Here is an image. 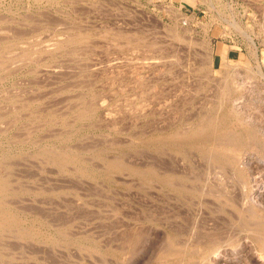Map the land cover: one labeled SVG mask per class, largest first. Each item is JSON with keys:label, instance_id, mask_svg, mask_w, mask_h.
<instances>
[{"label": "rangeland", "instance_id": "obj_1", "mask_svg": "<svg viewBox=\"0 0 264 264\" xmlns=\"http://www.w3.org/2000/svg\"><path fill=\"white\" fill-rule=\"evenodd\" d=\"M0 211V264H264V0H0Z\"/></svg>", "mask_w": 264, "mask_h": 264}, {"label": "bare ground", "instance_id": "obj_2", "mask_svg": "<svg viewBox=\"0 0 264 264\" xmlns=\"http://www.w3.org/2000/svg\"><path fill=\"white\" fill-rule=\"evenodd\" d=\"M9 7H10V5H9ZM4 17H5V16H4ZM2 20H3V19H2ZM237 30H238V29H237ZM74 41H75V40H74ZM56 42H57V41H56ZM56 42H55V44H56ZM24 44H25V43H24ZM11 45H12V44H11ZM70 51H71V50H70ZM2 55H3V54H2ZM6 58H7V57H6ZM26 60H27V59H26ZM15 62H16V61H15ZM12 63H13V62H12ZM17 64H18V62H17ZM2 65H3V64H2ZM2 72H3V71H2ZM259 72H260V71H259ZM83 86H84V85H83ZM81 91H82V90H81ZM85 94H86V93H85ZM93 97H94V96H93ZM97 97H98V96H97ZM7 98H8V97H7ZM95 98H96V97H95ZM223 98H224V97H223ZM15 99H16V98H15ZM87 99H88V98H87ZM92 101H93V99H92ZM73 102H74V101H73ZM75 103H76V102H75ZM72 108H73V107H72ZM87 108H88V107H86V109H87ZM89 108H90V107H89ZM90 109H91V108H90ZM88 110H89V109H88ZM88 110H87V112H88ZM87 112L85 111V114H86ZM81 114H82V116H84L83 113H81ZM226 114H227V113H226ZM61 116H62V115H61ZM223 117H224V116H223ZM224 118H225V117H224ZM55 120H56V119H55ZM220 120H221V119H220ZM216 121H217V120H216ZM218 121H219V119H218ZM222 121H223V120H221V122H222ZM66 122H67V121H66ZM85 124H86V123H85ZM213 124H215V125L217 126V124L215 123V120H214ZM218 124H219V123H218ZM56 125H57V124H56ZM215 125H213L214 128L212 127V129H215V128H216ZM50 126H51V125H50ZM197 127H199V126H197ZM210 127H211V126H210ZM218 127L220 128V126H217V128H218ZM204 128H205V127H204ZM204 128H203V129L201 128V129L204 131ZM75 129H76V128H75ZM208 129H209V128H208ZM208 129H206V131H207ZM212 129H211V130H212ZM194 130H195V128H194ZM202 130H198V131H201V132H202ZM216 130H217V129H215V131H216ZM75 131H76V130H75ZM198 131H197V133H198ZM209 131H210V130H209ZM215 131H213V132H215ZM192 132H193V131H192ZM246 132H247V131H246ZM193 133H194V132H193ZM208 133H209V132H208ZM247 133H248V132H247ZM174 134H176V133H174ZM181 134H182V133H181ZM185 134H186V133H185ZM211 134H212V133H211ZM251 134H253V133H251ZM176 135H179V134L177 133ZM194 135H196V134L194 133ZM226 135H227V134H226ZM71 136H72V135H71ZM171 136H172V135H171ZM171 136H170V137H171ZM181 136H182V135H181ZM181 136H180V137H181ZM184 136H185V135H184ZM190 136H191V135H190ZM199 136H201V135H199ZM202 136H203V135H202ZM231 136H232V135H231ZM234 136H235V135H234ZM234 136H232V137L234 138ZM176 137H177V136H176ZM180 137H179V138H180ZM188 137H189V136H188ZM192 137H193V136H192ZM194 137H195V136H194ZM206 137H207V136H206ZM213 137H214V136H213ZM164 138H165V137H164ZM164 138H163V139H164ZM173 138H174V137H173ZM182 138H183V137H182ZM211 138H212V137H211ZM224 138H225V137H224ZM227 138H229V137H227ZM233 138H232V139H233ZM24 139H25V138H24ZM170 139H172V138H170ZM189 139H190V138H189ZM196 139H198V138H196ZM200 139H201V138H200ZM215 139H216V138H215ZM215 139H214V140H215ZM242 139H243V138H242ZM16 140H17V139H16ZM16 140H15V141H16ZM176 140H177V139H176ZM183 140H184V139H183ZM212 140H213V139H212ZM218 140H219V139H218ZM236 140H237V141L239 140L238 137H237ZM24 141H25V140H24ZM28 141H29V140H28ZM181 141H182V140H180V142H181ZM186 141H187V140H186ZM203 141H204V140H203ZM209 141H210V140H209ZM209 141H208V142H209ZM220 141H221V140H219V142H220ZM224 141H226V143H228L227 140H226V138H225ZM224 141H221V143H223ZM235 142H236V141H235ZM235 142L232 143V144H235ZM239 142H240V141H239ZM187 143H188V142H187ZM216 143H217V142H216ZM237 143H238V142H237ZM240 143H241V142H240ZM240 143H238V144H240ZM217 144H218V143H217ZM229 144H230V143H229ZM229 144H228V145H229ZM238 144H237V146H240L242 143H241L240 145H238ZM224 145H226V144H224ZM235 145H236V144H235ZM212 147H213V146H212ZM68 153H69V152H68ZM213 153H215V152L213 151ZM57 154H58V153H57ZM74 155H75V154H74ZM215 155H216V154H215ZM217 155H218V154H217ZM65 156H66V154H65ZM85 157H86V156H85ZM96 158H97V157H96ZM218 158H219V157H218ZM67 160H68V159H67ZM79 169H80V168H79ZM5 183H7V182H5ZM4 190H5V189H4ZM8 194H9V193H8ZM4 195L6 196V193H5ZM5 196H4V197H5ZM4 201H5V200H4ZM4 205H6V204H4ZM5 208H6V207H5ZM2 210H3V209H2ZM0 212H1V211H0ZM14 223H16V222H14ZM23 235H24V234H23ZM203 236H204V234H203ZM259 238H260V237H259ZM260 239H261V238H260ZM260 243H262V242H260ZM263 245H264V244H263ZM262 248H264V247H262ZM181 250H182V249H181ZM183 251H184V250H183ZM184 253H185V252H184ZM186 253H187V252H186Z\"/></svg>", "mask_w": 264, "mask_h": 264}]
</instances>
